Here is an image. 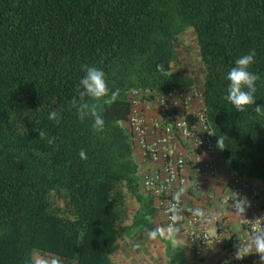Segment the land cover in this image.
I'll list each match as a JSON object with an SVG mask.
<instances>
[{
  "label": "trees",
  "instance_id": "16d2710c",
  "mask_svg": "<svg viewBox=\"0 0 264 264\" xmlns=\"http://www.w3.org/2000/svg\"><path fill=\"white\" fill-rule=\"evenodd\" d=\"M189 27L193 66L176 51ZM253 49L256 104L264 106V0H0V264H35V252L58 264H120L113 255L121 240L142 248L161 211L134 158L142 148L130 125L135 91L139 109L168 90L199 86L216 144L223 138L219 168L260 182L262 193L264 116L225 100L226 74ZM82 65L103 70L110 90H120L115 101H94L102 129L71 104ZM162 118L173 121L165 110ZM130 197L139 203L132 218Z\"/></svg>",
  "mask_w": 264,
  "mask_h": 264
},
{
  "label": "built area",
  "instance_id": "2783aa9c",
  "mask_svg": "<svg viewBox=\"0 0 264 264\" xmlns=\"http://www.w3.org/2000/svg\"><path fill=\"white\" fill-rule=\"evenodd\" d=\"M196 93L198 92L194 91L191 96L183 91L168 90L159 96L157 102L173 121L165 124L163 118L158 120L154 125L158 133L150 140L146 116L137 108L141 96L139 91L134 92L135 109L130 117V125L149 159L163 166V173L154 171L144 174L143 187L158 198L157 204L165 216L166 230L171 226L172 232L183 234L187 240V247L192 252L200 254L225 237L230 241L228 264H259V258L255 254L241 260L235 259L234 247L248 240L254 226L258 227L264 223L259 185L234 173L223 192L221 199L223 207L200 208L186 202L185 195L190 192L195 195L202 194L207 181L218 174L217 144L203 107H197L191 112H180L173 105H168L169 101L178 97L189 106ZM190 114L193 115V119L189 118ZM238 196L246 197L251 204L244 217L238 215L237 225L241 229V234L236 233L228 214L222 209L225 207L235 213L232 203ZM196 209L204 211L205 214L212 213L216 219L209 223L194 214ZM174 215L178 217L176 221L172 220Z\"/></svg>",
  "mask_w": 264,
  "mask_h": 264
},
{
  "label": "clouds",
  "instance_id": "9594fccd",
  "mask_svg": "<svg viewBox=\"0 0 264 264\" xmlns=\"http://www.w3.org/2000/svg\"><path fill=\"white\" fill-rule=\"evenodd\" d=\"M256 52L250 50L247 54L240 56L235 60L234 66L226 74V79L229 81L227 87V94L225 100H227L234 108L243 112L247 107L255 105V112L259 116H264V106H258L256 104L255 93L257 91L256 84L261 77L250 71V67L255 63ZM82 70L85 75L80 79L77 86V95L73 97L71 104L76 109V114L81 121H84L87 117L92 118V128L102 129L105 121L102 118V109L94 101H100L106 97H110L112 101H115L120 94V90H110L103 70L88 65H82ZM162 67L158 65V68ZM58 112L53 111L49 114V119L58 120ZM39 138L46 139L49 145L54 144V138L48 137L44 130H38ZM217 146L220 149L223 147V138L219 137ZM80 156L82 159H86L85 152L81 150ZM234 212L237 215L243 216L246 211L251 207L250 201L246 197H240L233 199ZM195 215L207 220L209 223L216 219V216L212 213L205 214L204 211L196 209ZM177 216H173L172 220L176 221ZM172 227L169 226L167 230L164 228H157L148 233L151 239L157 237H163L172 232ZM235 259L241 260L244 257L255 254L259 258V264H264V223H261L258 227L254 226L252 234L248 240L241 244L234 245ZM35 264H49L45 259L36 260ZM52 264H56L52 261Z\"/></svg>",
  "mask_w": 264,
  "mask_h": 264
},
{
  "label": "crops",
  "instance_id": "0c3cea01",
  "mask_svg": "<svg viewBox=\"0 0 264 264\" xmlns=\"http://www.w3.org/2000/svg\"><path fill=\"white\" fill-rule=\"evenodd\" d=\"M195 89H190L185 93L187 95H193ZM196 92V91H195ZM202 91L196 93V97L190 102L188 106L184 100L180 98H175L169 101L168 105H173L176 107L180 112H191L195 110L197 107H203V97ZM200 94V97H199ZM140 108H142L148 125V137L150 140L154 139L158 133V129L155 128V123L162 118L163 107L158 102H145L143 103ZM138 154L140 163L143 166L141 170V174L144 175L145 173H150L154 171H160L163 173V166L159 165V163L152 162L149 157L145 154L143 148L138 146ZM216 165L218 169V174L215 178H212L207 181L205 190L200 195H195L193 192H190L188 195H185L186 202L190 205L197 206L200 208H207V207H216L221 208V199L223 196V192L225 189L226 184L232 178L234 172L230 170H226L225 168H219L217 155H216ZM160 169V170H158ZM263 184H260L262 186ZM225 213L228 214L230 218V223L234 226V229L237 234H241V229L237 225L238 215L236 213L230 212L225 207L222 208ZM162 217L163 225L165 226V216L160 213ZM166 229V228H165ZM175 233L171 232L170 234ZM169 234V235H170ZM183 235V234H179ZM187 241V240H186ZM187 244V242H186ZM188 248V247H187ZM192 259L196 258H203L204 264H228L227 261V254L230 250V241L228 238H221L219 242L213 243L212 246L208 250H203L200 254H196L188 249Z\"/></svg>",
  "mask_w": 264,
  "mask_h": 264
},
{
  "label": "rangeland",
  "instance_id": "374dc122",
  "mask_svg": "<svg viewBox=\"0 0 264 264\" xmlns=\"http://www.w3.org/2000/svg\"><path fill=\"white\" fill-rule=\"evenodd\" d=\"M179 44L176 45V51L179 56H181L182 61H185V66H193V62L198 57V44L193 27L187 28L185 33L179 37ZM189 58H187L186 56ZM187 62V63H186ZM176 70L175 64L173 65V72ZM199 86H197L198 88ZM195 88V89H197ZM200 89V88H199ZM199 92V90H197ZM138 146H136L134 152L135 160L140 164V170L143 169L142 164L140 163ZM253 183L260 185L261 183L256 180H251ZM262 196H264V190H262ZM129 205L131 208V217L139 208L138 201L130 197ZM130 221V220H129ZM152 225L155 229L164 228L162 217L160 214L152 222ZM166 230V229H165ZM150 231H145L144 238L142 239L143 246L140 250L132 246L131 239L125 238L120 241V249L113 255V259L120 264H171L170 259L173 257L185 263H190L192 261V256L187 248L186 238L184 235H179V233L167 234L166 236L170 239L169 243L166 241L164 243L160 239H151L148 235ZM135 242V241H134ZM170 244V245H169ZM169 245V250L166 251V247ZM168 253V254H167ZM35 261L38 259H45L52 264V261H55L58 264V261L41 255L40 252L34 253Z\"/></svg>",
  "mask_w": 264,
  "mask_h": 264
}]
</instances>
